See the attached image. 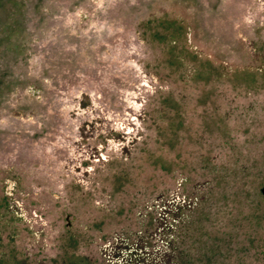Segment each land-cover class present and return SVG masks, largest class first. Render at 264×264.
<instances>
[{
	"label": "rangeland",
	"instance_id": "rangeland-1",
	"mask_svg": "<svg viewBox=\"0 0 264 264\" xmlns=\"http://www.w3.org/2000/svg\"><path fill=\"white\" fill-rule=\"evenodd\" d=\"M0 264H264V0H0Z\"/></svg>",
	"mask_w": 264,
	"mask_h": 264
}]
</instances>
